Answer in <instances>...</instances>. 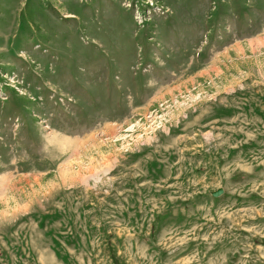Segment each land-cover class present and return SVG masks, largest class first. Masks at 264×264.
Masks as SVG:
<instances>
[{"label": "rangeland", "instance_id": "obj_1", "mask_svg": "<svg viewBox=\"0 0 264 264\" xmlns=\"http://www.w3.org/2000/svg\"><path fill=\"white\" fill-rule=\"evenodd\" d=\"M0 264H264V0H0Z\"/></svg>", "mask_w": 264, "mask_h": 264}, {"label": "water", "instance_id": "obj_2", "mask_svg": "<svg viewBox=\"0 0 264 264\" xmlns=\"http://www.w3.org/2000/svg\"><path fill=\"white\" fill-rule=\"evenodd\" d=\"M220 193H222V190H218V191H216V192H213V193H212V196H213V197H217Z\"/></svg>", "mask_w": 264, "mask_h": 264}]
</instances>
